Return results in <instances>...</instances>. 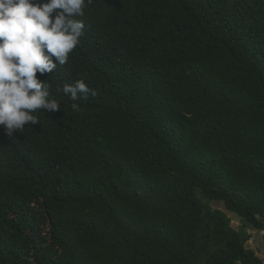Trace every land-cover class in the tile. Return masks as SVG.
<instances>
[{"label":"trees","instance_id":"trees-1","mask_svg":"<svg viewBox=\"0 0 264 264\" xmlns=\"http://www.w3.org/2000/svg\"><path fill=\"white\" fill-rule=\"evenodd\" d=\"M84 13L68 62L37 73L61 110L0 125V264H264L196 192L264 230V0ZM78 80L97 95H65Z\"/></svg>","mask_w":264,"mask_h":264},{"label":"clouds","instance_id":"clouds-1","mask_svg":"<svg viewBox=\"0 0 264 264\" xmlns=\"http://www.w3.org/2000/svg\"><path fill=\"white\" fill-rule=\"evenodd\" d=\"M92 0H0V125L12 138L26 125H38L37 110L57 112L60 103L51 99L52 84L37 77L52 74L68 62L80 43L85 23L77 17ZM73 101L95 97L83 80L65 84ZM77 112L78 104L72 105Z\"/></svg>","mask_w":264,"mask_h":264},{"label":"rangeland","instance_id":"rangeland-1","mask_svg":"<svg viewBox=\"0 0 264 264\" xmlns=\"http://www.w3.org/2000/svg\"><path fill=\"white\" fill-rule=\"evenodd\" d=\"M199 197L206 201L212 208L221 209L230 218V225L238 231L244 232L247 235L245 245L255 251V253L264 261V230L256 229L253 226L246 224L235 213L227 210L222 201L212 200L201 195L200 189L196 190Z\"/></svg>","mask_w":264,"mask_h":264}]
</instances>
